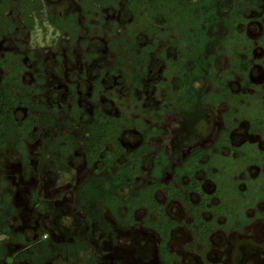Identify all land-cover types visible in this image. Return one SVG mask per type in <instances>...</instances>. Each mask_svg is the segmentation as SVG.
<instances>
[{"label":"rangeland","instance_id":"374dc122","mask_svg":"<svg viewBox=\"0 0 264 264\" xmlns=\"http://www.w3.org/2000/svg\"><path fill=\"white\" fill-rule=\"evenodd\" d=\"M164 2L159 16L163 17L162 21L154 19L142 5L136 15L125 16L122 0L104 3L99 0H30L29 10H19L20 4L16 2L11 5L13 11H7L15 31L0 42V57L5 51L21 57L26 64L25 74L29 76L25 84L31 85L33 90L31 103L44 106L41 110L33 107L16 113L17 118L27 115L37 119L24 147L28 165L21 163L19 150L10 142L0 149V196L7 193L16 211L7 221L10 235H0V246L6 257L0 264H87L91 257L95 264H165L157 255L158 237L138 224L144 210H137L138 223L130 225L127 220L117 221L104 205V219L110 229L101 230L86 220L74 202L76 189L84 181L96 184L115 171L112 168L110 174L105 170L96 173L83 159L87 124L98 103L107 106V112L122 120L125 126L136 118L155 131H161V134L152 135L150 143L155 151L164 149L172 157V165H178L196 147H210L216 139L225 107L211 111L207 120L200 122L190 136L182 118L172 113L159 118L160 108L172 91V81L165 79V67L162 62L159 64L157 54L164 46L178 48L180 41L200 48L198 39L202 37L201 24L205 22L204 15H197L194 3ZM59 13L73 16L72 30L67 26L54 28L50 24L48 17ZM262 15L264 6L258 14L250 15L246 23L241 17L237 21L245 24L244 30L253 41L261 36L262 28L252 18H262ZM234 21H228L231 26L227 37L236 42L242 40L243 34L236 30L233 33ZM134 42L143 50L150 46L149 58L157 64L150 68L149 77L139 81L135 79L137 68L130 63ZM222 56L221 69H224L228 55ZM261 59L262 53L258 51V74L254 78L264 83ZM169 74L174 71L168 69ZM132 84L139 87L130 90ZM70 85L74 86L79 98H72ZM204 89L216 91L211 83L205 84ZM76 104L84 110L79 123L71 119ZM246 130V125H241L234 139L260 143L256 136L247 135ZM187 136L186 149L178 153L177 141ZM141 137L126 127L120 140L124 149L131 151L141 144ZM65 140L73 144L71 150L73 148L74 152L61 162L57 146ZM149 170L150 157L144 160L142 175L136 177L132 188L123 190L121 196L126 198L132 189L144 185ZM231 171L222 175L227 180L225 188L229 196L238 190V183L230 181ZM169 179L167 174L163 181ZM204 188L208 192L212 190L207 182ZM155 197L165 204L169 216L178 224L169 242L170 251L177 257L172 264H264V220L253 221L238 233L216 232L201 248L195 236L192 239V231L187 227L190 218L183 207L177 202L166 203L163 191L156 192ZM103 204L102 199H97L92 207ZM257 209L264 210V202ZM0 211L5 212L3 206ZM253 214V210L247 211V216L253 217ZM79 242L83 243L82 249L73 251L70 246ZM21 251L27 259L12 263L13 255Z\"/></svg>","mask_w":264,"mask_h":264},{"label":"flooded vegetation","instance_id":"af4514ba","mask_svg":"<svg viewBox=\"0 0 264 264\" xmlns=\"http://www.w3.org/2000/svg\"><path fill=\"white\" fill-rule=\"evenodd\" d=\"M27 1L25 0H0V8L2 11V15H3V18L0 20V42L4 41L7 37H9V35H12L13 31H15V24L12 21L11 16L8 15L7 11L9 10L13 11V7L11 5L16 2L20 4V6L18 7L19 10H25V9L29 10L31 7L30 6L31 4H30V0L28 2ZM256 1L258 2L254 6L245 7L246 11L241 13L240 17L244 18L245 23L247 22V19L250 15L254 13L258 14L262 6H264V0H256ZM122 3H124L123 5H125L126 7V11L124 13L128 12L125 0H122ZM65 16H70L71 19L73 17L70 14L63 15L59 13L57 15L49 16L48 19L50 21V17H65ZM262 18L255 17V16L252 18L255 22L260 23L261 28H262V34L256 41H253L248 36V34L244 30L245 24L237 22L239 20L237 19L235 21V30L236 32L243 34L242 35L243 37H241L242 40H237L236 42L228 40L224 44H222L221 42H218V44L214 47L212 51V53L215 54L214 59L211 62H209L206 67L201 68L206 77L205 78L199 77L195 79L193 83L191 84V87L194 91L195 100H197V106L199 110L201 111V116L198 115L199 117L196 115H190L189 111H187L186 113H184V111L180 109H179L180 111H178L176 108L177 104L179 103L182 97V89H181L182 85H180L179 82H177L178 75H175V72L172 75L170 74L168 75V69L174 71L173 69L175 68L173 67V64L174 65L176 64L175 61H177V57H178L177 51L178 49L181 48V46H179L178 48H175V47L172 48L171 46H168V47L164 46L160 49V51L157 54L159 64L160 62H162V64L165 67L164 68L165 79L168 81H172L171 82L172 91L169 95V98L164 102L163 106L160 108L159 118H162L164 114L166 113H172V114H175L177 117L182 118L184 120L185 129L187 130V133L190 136L192 132H194L196 126L200 122L207 120L211 111H215L216 109L220 107H225V111L222 112L220 115V123H221L220 129L218 131V134L216 136L214 143L210 147L208 148L196 147L192 149L191 151H189L186 157L182 159L178 165H172L171 163L172 157L168 155L164 149H159L155 151L154 146H152L150 143V139L152 138V135L155 133L161 134L162 133L161 131L159 132L155 131L154 129L150 128L148 124L136 118L129 120V122H127L125 126L124 125L125 123L122 120L116 119L115 117L111 116V114L107 112V106H105L103 103H98L95 106V109L90 116V121L87 124L88 136H87V139L84 141L83 148H82V154H83V159L86 165H91L92 167H94V171L96 173L100 170H105L106 172H109L110 174V171L112 170V168L115 169L113 173H115L117 170L115 167L116 166L115 164H112V166H108L107 164H109V162L105 163V160H104L103 151L106 149V150H109L112 154H114L115 150L113 148V145H109V144L106 145V148L99 153L98 159H96L95 161L89 162L87 160L86 152H85V145H86V142H88L90 139V127L96 122L95 116L97 112H101L102 114H105L106 116L111 117L114 120L121 121L123 123V130L127 127L128 129H131L134 132H136L138 135L142 136L141 144H139L135 149L131 151H126L120 140L122 132H123L122 130L119 137L117 138V141L120 144V147L123 149V153L120 154V157L116 160V162H119L121 158H124L125 160V155H129L133 153L134 151H136L144 142H146L147 145L151 147L148 154L144 156L140 161V164H139L140 173L135 175L132 179L131 185L129 187L122 188L121 192L125 189L132 188L135 178L140 177L143 173L144 160L150 157V170H149L148 177L146 178L145 184L138 188L132 189L130 191V194L126 198H123L120 192V197L124 200L128 199L134 191L147 187L154 182H157V184L166 185V186L170 185V183H173L175 169L180 168L183 165V163L188 160V158L191 156L193 152L202 151L203 155H202V158L198 160V165L202 166L203 169L197 170L194 174V177L196 181L199 182L200 190L202 191V193L205 194L209 198L207 208H210L211 206H214L215 204H217V199L214 196V193L216 191V185L213 180L219 177L223 181H227L222 177L223 173L231 171L230 170L231 167L234 168L232 169L233 171H231L230 181L234 184L238 183L239 188L237 187V189L240 191L241 194L233 195L234 198L231 197V199L227 201V204H228L227 207L230 208L231 203H232V207L233 205H235V203H237L238 207L236 206V209L231 207L232 210L233 209L237 210V213H235L231 217L217 216L215 218V222L221 228L213 230L211 233L208 234V236H206V239H202L201 230H197L196 226L194 225L193 217L188 212L186 206L180 200L178 199L168 200V194L166 190L162 188L157 189L154 192L153 197L156 200V202L164 207L166 216L172 222L175 223L174 227H172L169 232V239L166 242V248H167L166 258H162L160 256L159 246L161 243V239L157 236V234H155L152 231L159 239L158 247H157V255L165 264H172L176 261V258H177L176 255L170 251L169 242L171 241L172 234L174 230L176 229V227L178 226V224L175 220H173L169 216L166 210L165 204H161L156 199L155 193L158 191L164 192V195L166 197V203L177 202L179 205L183 207L186 215L190 218V223L187 227L189 230L192 231V237H193L192 239H194V236H195V242L198 245H200L201 248H203L206 244L209 243V239L216 232L226 233V232L231 231L232 233H238L239 231L246 229L250 225L251 222L256 221V220H264V210L260 211L257 209L258 205L264 202V171H263L264 169V83L262 81H260L261 82L260 83L256 81L254 78L258 74L256 70V63L258 62V60H256V54L258 51H261L262 53L261 63L264 64V16L263 15H262ZM52 26L58 29H62L65 27V26L59 27V26H54V25ZM71 28H73V26ZM226 34H227V30L223 32L222 36H220L219 39L222 40V38ZM149 47L147 50L148 58H149V52L151 50L149 49ZM220 55H223V56L228 55L227 56L228 57L227 66L224 69L223 68L221 69ZM7 60H10V62H16L19 60V62L21 63L23 67V71L21 74V82L26 86V89L24 90L23 95L28 103H27V106L18 105L14 107L12 109V113H13V117L15 121L29 123V130L27 134L25 135L24 139L22 140V144L19 147L14 143L13 139L8 138L3 141L2 145L0 146V149L3 147V145L6 142H10L14 149L19 150V153H20L19 159L21 160V163L23 165H28L29 159L26 156L24 147H25V142L27 140V137H29L33 129H35V125L37 124L36 123L37 119H36V116H27V115L22 118H17L16 113L19 110H22V109L28 110L33 107L35 109L41 110L44 105H41V104L38 105V104L31 103V97H32L31 95L33 94V90L31 91V87H32L31 85L25 84L26 81L29 80V76L25 74L26 64L24 61H22L21 57L17 55V53L5 51L3 55L0 57V85L2 84V77L6 74L2 66L7 64ZM152 67H157V64L153 63L151 59L149 58L148 69H147V73L144 78L149 77L150 68ZM135 79H136V75H135ZM137 80L139 81L141 79H137ZM208 83H211L213 87L216 88V91H212V90L206 91L204 87H205V84H208ZM138 87L139 85L132 84L130 90H136ZM69 88L71 90V93L73 94L72 98L80 97L79 94L75 91V88L73 85H70ZM51 108L54 109L55 107L51 106ZM83 113H84V110L82 109V107L76 104L74 107V110H72V113H71L72 122L79 123L82 119ZM135 121L142 123L146 127L147 131L149 132L148 133L149 137L147 139H145V136L139 133L133 127L132 124ZM230 121L232 123H230ZM241 125H246L247 135L253 136V137L256 136L259 139L260 143L251 142L249 140H243L240 138L235 140L234 134ZM189 136L177 141V148L175 147V149L178 153L186 149L187 145L185 143L186 142L185 140H188ZM67 143H69L68 140H65L64 142H61V144H58L57 146L59 150L58 152L60 154L59 161L61 162L64 160L65 156L67 155L71 156L72 153L74 152L72 151L73 148L71 150V147L73 145L71 144V142L69 143V146H67L68 148L66 149L67 150L66 152L60 149L61 145H66ZM159 153H162L164 156L167 157L169 166H170V171L164 172L158 179L151 180V177H152L151 173H152L153 166L155 164L154 159ZM167 174L170 175V179L167 182H164L163 181L164 176H166ZM107 179H109V177L100 179L98 180L96 184L94 183V181L87 180V181H84L76 189L74 202L80 211L81 209L77 205L78 189L85 184H88L93 187H98L103 181ZM180 179L184 185H187L189 183V178L187 176H182ZM205 182H207L210 186H212V190L210 192H208L204 188ZM178 186L179 185L176 183L175 187H178ZM4 194H7V193H4ZM245 196H247V198L249 199H252L253 205L242 208L244 205L242 199H244ZM189 198L193 205H198L199 203L202 202V199L199 193L194 192V191H191L189 193ZM97 199L103 200L104 196L101 194H96L95 200L93 199L91 201V207H92V204H94V202ZM103 207H104V204L102 207H96L94 209L97 211L101 210L100 218L105 221L104 219L105 211ZM140 209L144 210L145 213L138 223L136 221L135 214L137 210H140ZM137 210H135L132 214L133 223L134 224L138 223L143 226V221L147 217L148 212L145 208H139ZM248 210L254 211L253 217L247 216ZM81 213L84 215L86 220H88L87 216L82 211ZM240 213L242 217H239V218L235 217V216H239ZM15 214H16V211H15ZM15 214L12 215V217H14ZM201 218L205 222H211L214 219V215L212 212L207 210V211L202 212ZM88 221L98 226L99 229L104 230L99 225H97L94 221L92 220H88ZM105 223L108 225V229H110L109 224L106 221ZM222 226H225L224 229L222 228ZM8 227L11 233L10 225H8ZM143 227L146 229H149L145 226ZM0 235L8 236V234H0ZM19 237L22 239V236H19ZM78 245H79V250L82 249L83 247L82 242L76 243L72 246L69 245V246L74 248L75 246H78ZM0 247L2 248V246ZM18 253L19 252L13 255L12 263H18V262H21L27 259V257L25 256L24 259L15 260L14 256ZM40 255L41 254H39L38 257H40ZM5 258L6 257H4L3 259H0V263L4 262ZM91 259L94 260V264H95V259L91 257L89 261Z\"/></svg>","mask_w":264,"mask_h":264},{"label":"trees","instance_id":"16d2710c","mask_svg":"<svg viewBox=\"0 0 264 264\" xmlns=\"http://www.w3.org/2000/svg\"><path fill=\"white\" fill-rule=\"evenodd\" d=\"M99 1L104 3L106 0ZM164 1L165 0H125L128 9L125 16L129 14L136 15L139 6L142 5L146 10H149V15H152V17L158 21H162L163 17L160 18L159 16L162 12L161 8L165 4ZM257 2L256 0H178L179 4L194 3L197 6L195 8L197 15L201 13L205 16V22L201 24L202 37L198 39L200 48H195L193 43L188 45L186 42L183 44L180 41L179 44H177L181 46V48L177 51L178 57L177 61H175L176 64H173L175 68L173 70L175 75H178L177 82L182 85V97L176 106L178 111L182 110L184 113L189 111L190 115L201 116V111L197 106V100H195L191 84L199 77H206L201 68L206 67L207 64L214 59L215 54H213L212 51L218 42L224 44L229 40L230 36L227 37V34L229 33L231 25L228 24V21L231 19H233V21L234 19H239L241 13L246 11L245 7H252ZM2 18L3 15L0 8V20ZM71 20L70 16L50 17L52 25L59 27L67 26L69 29H72ZM232 27L234 30L233 33H235V28L233 25ZM225 30H227V34L220 40L219 37L222 36ZM140 41H143V39L141 38ZM174 45L176 44L174 43ZM133 49L130 63L137 68L135 72L136 79H142L147 73L149 64L147 49L143 50L144 48L142 49L139 47L136 42H134ZM135 51L137 52L135 53ZM2 67L6 74L2 77V84L0 85V146L5 139L10 138L13 139L14 143L19 147L29 130V123L15 121L12 113L14 107L18 105L27 106L28 103L23 95L26 86L21 82L23 67L19 60L16 62L7 60V64ZM95 117L96 122L90 127V139L85 145L87 160L89 162L95 161L98 159L99 153L106 148V145H113L115 150L114 154L105 149L103 151L104 160L105 163L109 162V164H107L108 166L115 164L117 170L110 175L109 179L103 181L98 187L85 184L78 189L77 205L87 216L88 220L94 221L104 230L108 229V225L100 218L101 210L97 211L91 207V201L93 199L95 200L96 194L104 196V205L117 221L127 220L130 225L133 224V212L139 208H145L148 215L143 221V226L151 229V231L157 234L161 239L159 254L162 258H166V242L169 239V232L171 228L174 227L175 223L166 216L164 207L154 199L153 194L157 189H165L168 194V200L178 199L186 206L188 212L193 217L194 225L197 230H201L202 239H206V236L213 230L221 228L215 222L217 216L231 217L237 213V210H235L236 206L238 207L237 203L234 202L235 205H233V207L231 203V207L235 208L233 210L231 207H227V201L233 196L228 195V189L225 188L227 185L226 181H223L219 177L213 180L216 185L214 196L217 199V204L207 208L209 198L202 193L200 184L194 177L197 170L203 169L202 166L198 165V160L202 158L203 155L202 151L193 152L180 168L175 169L173 183H170V185L166 186L154 182L147 187L134 191L128 199H122L120 197L122 188L129 187L133 177L140 173V161L148 154L151 147L144 142L136 151L129 155H125V160L121 158L119 162H116L120 154L123 153V149L117 141V138L123 130V123L101 112H97ZM230 123L232 122L230 121ZM132 125L139 133L145 136V139L149 137V132L142 123L135 121ZM67 146H69V143L61 145L60 149L66 152ZM154 163L151 180L158 179L164 172L170 171L168 159L162 153H159L155 157ZM182 176H187L189 178V183L187 185L181 182L180 178ZM176 183L179 185L178 187H175ZM191 191L197 192L201 196L202 202L198 205H193L191 203L189 198V193ZM232 194L241 193L239 190H236ZM0 198V206H3L5 211H0V234L9 235L10 230L7 221L15 214V209L9 201L8 194H2ZM242 200L244 204L242 208L253 205L252 199L247 198V196ZM207 210L214 215V219L211 222H205L201 218L202 212ZM235 217L239 218L242 217V215L240 213L239 216ZM224 227L225 226H222L223 229ZM33 248L35 249L36 247ZM71 248L73 251H79V245ZM25 256L23 252H19L14 256V259L21 260L24 259ZM3 258V250L0 247V259ZM88 264H94V260L91 259Z\"/></svg>","mask_w":264,"mask_h":264}]
</instances>
